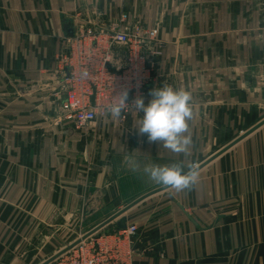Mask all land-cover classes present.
<instances>
[{"label":"crops","instance_id":"0c3cea01","mask_svg":"<svg viewBox=\"0 0 264 264\" xmlns=\"http://www.w3.org/2000/svg\"><path fill=\"white\" fill-rule=\"evenodd\" d=\"M112 28L164 44L143 98L190 92L187 156L140 135L143 112L83 130L63 119L67 41ZM108 53L127 65L126 48ZM263 122L264 0H0V264H44L142 198L96 233L127 218L133 264H264V125L250 133ZM129 156L196 161L199 181L157 192Z\"/></svg>","mask_w":264,"mask_h":264},{"label":"built area","instance_id":"2783aa9c","mask_svg":"<svg viewBox=\"0 0 264 264\" xmlns=\"http://www.w3.org/2000/svg\"><path fill=\"white\" fill-rule=\"evenodd\" d=\"M67 42L60 59L63 70L67 71L61 86L64 90L62 117L73 122L78 130L109 117L103 109L114 100L118 90H128L129 103L143 96L152 82L148 58L155 60L164 51L156 32L142 33L138 29L133 33L115 28L109 33L81 30ZM118 45L128 51L127 65L121 70L112 67L108 53L109 48ZM131 112V109L126 111L121 120ZM137 232L136 226H130L119 233L95 234L51 264H133L131 238ZM74 242L66 244L64 249Z\"/></svg>","mask_w":264,"mask_h":264},{"label":"clouds","instance_id":"9594fccd","mask_svg":"<svg viewBox=\"0 0 264 264\" xmlns=\"http://www.w3.org/2000/svg\"><path fill=\"white\" fill-rule=\"evenodd\" d=\"M87 76V70L84 71ZM151 99L145 104L143 96H137L129 103V92L120 89L114 100L103 111L113 119H120L129 109L136 113L143 112V117L136 128L140 135H147L149 142H160L166 149L187 156L193 143L189 132L192 120V96L184 89H174L165 84L150 93ZM132 172L142 171L153 183L182 192L191 190L199 181L200 165L196 161L183 160L171 164H147L141 169L134 157H125Z\"/></svg>","mask_w":264,"mask_h":264},{"label":"water","instance_id":"95a60500","mask_svg":"<svg viewBox=\"0 0 264 264\" xmlns=\"http://www.w3.org/2000/svg\"><path fill=\"white\" fill-rule=\"evenodd\" d=\"M94 101V98L92 99V102ZM264 123V122H263ZM264 124H261L260 126H258L257 128H255L254 130H252L250 133L256 131L259 127H261ZM249 133V134H250ZM247 134V135H249ZM225 151L221 152L220 154H218V156H220L222 153H224ZM217 156V157H218ZM168 188H162L160 190H158L157 192L166 190ZM156 193V192H155ZM145 198H142L141 200L135 202V204L127 207L125 210H123L122 212H120L119 214H117L116 216H114L111 220L105 222L104 224H102L101 226H99L98 228H96L95 230H93L92 232L84 235L82 237V239H79L77 241H75L74 243H72L70 246H68L66 249H64L63 251L59 252L58 254H56L54 257H52L51 259H49L48 261H46L44 264H51L53 263L57 258H59L61 255L67 253L68 251H70L71 249H73L76 245H78L81 241L88 239L89 237L95 235L99 230H101L103 227H105L106 225H108L109 223H111L112 221L116 220L117 218L123 216L131 207L135 206L136 204H138L140 201L144 200ZM127 227V218H122L119 222H118V228L119 230H125Z\"/></svg>","mask_w":264,"mask_h":264}]
</instances>
